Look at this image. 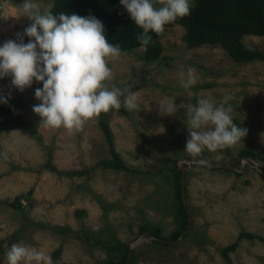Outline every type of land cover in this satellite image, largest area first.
Wrapping results in <instances>:
<instances>
[{"label": "rangeland", "instance_id": "374dc122", "mask_svg": "<svg viewBox=\"0 0 264 264\" xmlns=\"http://www.w3.org/2000/svg\"><path fill=\"white\" fill-rule=\"evenodd\" d=\"M39 2L43 10L52 0ZM22 3L0 0V46L8 40L18 42L17 34L31 23L20 17ZM182 33L180 25L165 28L157 39L161 53L156 60H145L144 47L139 46L110 62L111 83L139 92V111L121 106L107 113L114 147L133 172L94 166L109 158L95 119L79 132L46 128L32 110L40 103L35 90L43 84L33 81L21 92L11 84V76L0 79V94L19 99L25 123L0 130V264H7L6 251L14 243L45 251L53 264H100L116 258L112 244L134 242L140 227L156 226L168 239L179 228L173 161L184 168L189 224L174 241L142 238L134 243L132 264H264V242L237 237L248 232L264 238V174L259 171L264 164V62H235L218 45L189 48ZM241 42L264 50V36L244 35ZM181 65L194 66L199 75L189 89L180 86ZM225 95L233 97L232 115L248 130L246 137L231 148L205 150L200 158L189 155L184 151L189 138L184 109L163 115L158 103L171 97L176 105L195 104L200 98L219 104ZM244 148L260 151L262 158L253 159L256 166L244 162L239 170ZM48 154L57 170L90 171L67 176L44 169ZM15 196L24 205L10 207L7 202ZM75 209L84 214L75 215ZM43 225L69 231L58 233ZM232 242L236 244L227 262L220 249Z\"/></svg>", "mask_w": 264, "mask_h": 264}, {"label": "clouds", "instance_id": "9594fccd", "mask_svg": "<svg viewBox=\"0 0 264 264\" xmlns=\"http://www.w3.org/2000/svg\"><path fill=\"white\" fill-rule=\"evenodd\" d=\"M131 21L142 31L136 39L146 48L152 37L160 35L165 26L190 14L191 0H120ZM159 5V6H157ZM51 6L42 10L39 0H23L20 17L31 23L24 29L29 37L25 44L20 34L0 46V79L11 76V84L19 91L42 83L35 90L40 101L33 112L41 117L46 128L79 132L85 124L102 113L119 110L139 111V92L131 86L117 87L110 62L124 53L119 44H112L105 35L103 23L94 16L53 14ZM180 86L189 89L199 75L194 66H180ZM123 98V99H122ZM230 95L219 104L200 98L195 104L176 105L165 97L158 105L163 115H175L184 109L189 138L185 152L196 157L203 151L231 148L241 143L247 129L233 122ZM0 103H7L0 97ZM7 264H53L45 251L23 243H14L6 251Z\"/></svg>", "mask_w": 264, "mask_h": 264}, {"label": "trees", "instance_id": "16d2710c", "mask_svg": "<svg viewBox=\"0 0 264 264\" xmlns=\"http://www.w3.org/2000/svg\"><path fill=\"white\" fill-rule=\"evenodd\" d=\"M50 10L53 14L64 12L68 15L94 16L103 23L108 41L112 44H119L122 52L141 46L136 37L142 29L131 21L127 11L121 6L120 0H52ZM173 25H180L183 28L181 40L189 48L203 44L218 45L235 62L256 60L264 62V50L247 48L241 42V37L244 35L264 36V0H192L190 14L166 25L165 28ZM23 33L24 31L20 36L23 38V42L27 44L30 38L24 36ZM149 35H151L152 40L144 48L143 57L145 60L152 61L160 57L161 46L157 39L161 34L156 35L150 32ZM0 97L7 99V103H0V116L3 117L0 121V130L10 131L15 127L24 126L25 123L20 118L19 99L8 94H0ZM94 119L109 153V158L98 160L94 166L116 171H135L124 163L114 147L113 135L107 121V113H102ZM233 122L239 126L234 118ZM239 155L240 158L250 156L254 160H261L262 158L260 151H252L249 148L241 150ZM200 157L199 155L197 158ZM41 167L67 176H82L90 171V168L57 170L51 163L49 154ZM171 169L172 189L176 198L175 213L179 228L168 239H165L160 236L159 228L156 226L140 227L141 232L146 231L148 234L153 235L159 239L154 241L160 243L174 241L186 224V212L180 201V168L177 166L176 161H173ZM259 169L264 174V164L260 165ZM19 199V196H15L7 204L12 208H18L21 206ZM74 214L82 215L84 210L75 209ZM42 227L58 233L69 231L68 228L58 225H43ZM237 237L258 239L264 242V238L254 236L248 232H240ZM235 244L236 242H232L220 249L221 255L227 262H229L227 253L234 249ZM111 247L117 251L116 258L106 259L100 264H124L127 244L118 242L112 244ZM55 251L57 252L58 249ZM133 260L134 257L131 251L128 264H132Z\"/></svg>", "mask_w": 264, "mask_h": 264}, {"label": "water", "instance_id": "95a60500", "mask_svg": "<svg viewBox=\"0 0 264 264\" xmlns=\"http://www.w3.org/2000/svg\"><path fill=\"white\" fill-rule=\"evenodd\" d=\"M248 161L252 162L254 166L257 165V163L254 162L253 159L250 156H244V157H241V159H240V168H239V170L241 169L243 163L244 162H248ZM196 162L197 163H204V164H206L208 166L211 165V164L207 163L206 161H202V160H198ZM260 173L263 174L261 171H260ZM183 174H184V168H180V176H179V183H180V201H181V204H182V206H183V208L185 210ZM185 212H186V210H185ZM188 224H189V216H188V214L186 212V224H185L184 229L180 233L179 237H181L183 235V232L187 228ZM145 236H147V237H145ZM142 238H148V239H152V240H159V239L155 238L153 235L148 234L146 231L141 232V234L139 235V237L134 242H132V243H130V244L127 245V252H126V257H125V263L124 264H128L129 263V258H130L131 251H132V247H133L134 243L138 242Z\"/></svg>", "mask_w": 264, "mask_h": 264}, {"label": "built area", "instance_id": "2783aa9c", "mask_svg": "<svg viewBox=\"0 0 264 264\" xmlns=\"http://www.w3.org/2000/svg\"><path fill=\"white\" fill-rule=\"evenodd\" d=\"M2 119H3V117L0 116V121H1ZM19 202H20L21 205H24V203H25L22 199H19Z\"/></svg>", "mask_w": 264, "mask_h": 264}]
</instances>
